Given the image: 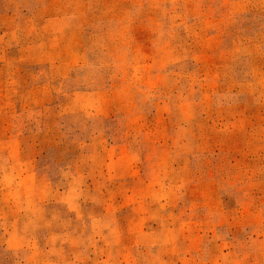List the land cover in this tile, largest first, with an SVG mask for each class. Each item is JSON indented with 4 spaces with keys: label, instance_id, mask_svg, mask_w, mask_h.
Wrapping results in <instances>:
<instances>
[{
    "label": "rangeland",
    "instance_id": "obj_1",
    "mask_svg": "<svg viewBox=\"0 0 264 264\" xmlns=\"http://www.w3.org/2000/svg\"><path fill=\"white\" fill-rule=\"evenodd\" d=\"M0 264H264V0H0Z\"/></svg>",
    "mask_w": 264,
    "mask_h": 264
}]
</instances>
